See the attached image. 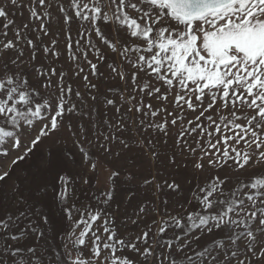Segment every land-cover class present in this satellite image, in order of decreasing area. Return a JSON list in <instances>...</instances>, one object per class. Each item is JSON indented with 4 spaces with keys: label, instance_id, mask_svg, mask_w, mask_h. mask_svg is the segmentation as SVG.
Here are the masks:
<instances>
[{
    "label": "snow or ice",
    "instance_id": "obj_1",
    "mask_svg": "<svg viewBox=\"0 0 264 264\" xmlns=\"http://www.w3.org/2000/svg\"><path fill=\"white\" fill-rule=\"evenodd\" d=\"M25 11L27 18L18 24L13 17L19 13L23 18ZM53 11L57 24L68 25L69 33L75 22L77 34L83 29L87 35L83 50L81 40L73 43L67 36L70 50L75 44L72 61L77 64L69 71L83 73L78 63L83 58L96 75L98 64L88 60L89 49L98 62L111 54L112 78L131 88L127 95L105 96L102 102L99 94L93 95L94 103L116 113H123L127 104L129 117H172L159 123L133 118L131 124L120 117L102 119L111 131L97 134L104 142L99 147L110 152L107 146L114 140L128 147V139H135L130 135L134 127L138 133L155 129L167 134L169 126L179 125L177 142L193 156L199 150V159L206 157L209 166L225 167L231 161L243 173L249 165H264V0H5L0 4V156L18 153L13 167L79 108L70 100L73 89L63 83L64 72L54 67L45 72L33 63L39 52L50 53L43 37L50 35ZM140 73L151 79L142 82ZM83 79L88 82L87 75ZM75 96L83 99L80 91ZM145 97L159 106L145 104ZM93 111L103 115L89 108L81 116ZM186 111L198 114L187 119ZM79 130L87 140V128L79 125ZM125 133L129 137L121 140ZM191 134L199 137L196 148L187 143ZM83 142L77 141L88 159ZM152 154L157 155L154 150ZM194 167L203 170L200 162ZM45 171L50 180H13L12 169L0 166V264H264V174L211 177L190 190L199 204L195 212L187 211L179 199V181L159 183L140 176L145 191L127 196L133 211L123 214L143 229L126 237L116 225L123 202L116 201V181L92 195L93 207L76 202L71 174L51 161ZM138 175L131 172L128 182ZM112 177L118 178L119 172ZM161 195L163 210L156 202ZM57 204L64 205L59 216L42 210Z\"/></svg>",
    "mask_w": 264,
    "mask_h": 264
},
{
    "label": "rangeland",
    "instance_id": "obj_2",
    "mask_svg": "<svg viewBox=\"0 0 264 264\" xmlns=\"http://www.w3.org/2000/svg\"><path fill=\"white\" fill-rule=\"evenodd\" d=\"M67 2V0H65ZM5 3V0H0V4ZM15 11V10H14ZM28 16L27 11L24 12L23 18L17 13L13 18L19 24L21 19H26ZM57 13L53 11V16L50 19V35L43 37L44 44L50 48V53L45 54L39 52L37 59L33 62L37 68H42L45 72L49 68H56L58 72H64L65 78L63 83L70 85L73 89V93L70 96L72 103H77L79 108L74 115H65L64 126L59 131L50 134L49 137L45 138L41 144L38 145L37 149L22 163L18 166L13 167L11 164L12 159L18 154L12 152L10 156H0V166L12 169V177L15 180L17 177L21 179L28 177L31 179L35 177L38 181L50 180V173L45 171V167L49 161L53 162L60 168L64 169V174H71L73 176L75 185V197H78L76 201L78 204H92L96 206V202L92 200V195H99L113 186V181L117 184L116 201H123L120 203L119 212L116 217V225L119 231L125 234L126 237H134L140 229H143V224L139 228L132 226L128 223V217L125 216L124 210L127 209L129 214L132 213L133 207L127 204V196L131 192H137L138 196H142L145 188L143 186L140 176L148 179L152 177L156 178V182L162 183L164 180L171 182L173 179L179 181L182 185L181 190L178 194L179 199L184 204L187 211L195 212L199 209L197 201L192 199L191 189H195L197 185L205 184L211 177L219 175L223 177L225 174L233 177L237 175L249 176L253 173L264 174L262 169L264 165L256 166L249 165L243 173L238 172L231 161L228 162L225 167L209 166L208 160L205 157L200 160L201 152L198 150L193 156L187 149V146L181 145L177 142V132L179 125L175 128L169 126L168 133L164 134L155 129H150L141 133L136 131L134 127L131 130V137L135 139H128V147H125L119 141H112L107 147L111 149L110 152L104 148L99 147L103 144L102 139H97V134L101 136L106 134L111 129H106L104 124L100 121L102 119L115 120L117 117L125 119L127 123L131 124L132 119L139 121L144 119L146 122L159 123L163 119L171 120L172 117H165L161 113L157 117L144 116L142 114H134L133 117H129L127 113L126 104L124 106L123 113H116L115 109L108 107L105 108L102 103H94L90 97L99 94L100 101L102 102L105 96L109 98L117 97L118 95H127L128 91H131L130 86L126 88L123 82L118 77L115 79L111 76V70L109 64L113 62L111 54H107V58L104 61H99L96 58L94 50L89 49L88 60L98 64V73L92 75L91 69L83 58L80 59L79 67L84 69L83 73L79 75L74 74V71L69 69H76L77 64L72 61V56L75 51V44L73 49L67 47V36L72 37L73 43L76 40H81V50L84 49L87 35L81 29V35L77 34V23L73 22L71 32H68V25L57 24ZM45 23H49L46 18ZM85 23L86 22H82ZM102 29L107 32L106 28ZM11 37V34H10ZM56 40V44H52L51 41ZM93 44H97V38L92 36ZM59 53V56H55L52 53ZM28 52H25L27 58ZM125 70L131 71L130 66L125 65ZM88 76V82H85L83 77ZM59 77H53V80H58ZM150 77L145 76L144 73H140V80L146 82L150 80ZM97 84L98 89H92L88 84ZM152 83H156L152 80ZM157 86H160L157 84ZM111 89V91H109ZM80 91L83 95L82 100H78L75 96V92ZM139 99V97H137ZM169 97V103L171 102ZM194 100V98H193ZM145 104L151 103L154 106H159L157 101L154 99L144 98ZM207 101H205V107ZM89 108H98V115L96 111H93L91 116H81V112H87ZM169 107V111H171ZM198 113H192L186 111L185 115L187 119H193ZM187 119L184 122V127L187 128ZM72 127L69 128L68 124ZM99 127L97 128V125ZM79 125H84L88 130L87 140L84 139L82 130H79ZM74 133H76L74 135ZM129 137V133L121 135L120 139L124 140ZM199 137L196 134H191L186 137L187 143L191 144L193 148L197 147L195 143ZM207 140V137L204 138ZM78 140L83 142V150L89 154L88 159L83 158L81 152V144L77 143ZM151 141V143H149ZM181 147L184 148L183 154H181ZM223 147L222 145L220 146ZM152 150L157 155L153 156ZM175 157V161H173ZM200 162L203 164V170H198L194 167V163ZM91 164H95L96 167L93 169ZM118 171L119 177L109 176L112 172ZM138 172L136 180L128 182V176L131 172ZM88 180V184L83 183V179ZM9 181V185H11ZM167 191V190H165ZM164 197L161 195L160 199L156 202L160 204L163 210L162 200ZM113 201L111 204L112 210H117V203ZM188 201H191L189 203ZM135 201H133V204ZM63 204H57L56 206H50L49 208L42 209L43 211H51L55 216H59L63 211ZM127 226V230H126Z\"/></svg>",
    "mask_w": 264,
    "mask_h": 264
}]
</instances>
